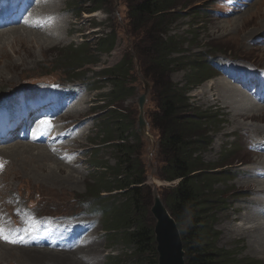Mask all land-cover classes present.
I'll list each match as a JSON object with an SVG mask.
<instances>
[{"label":"rangeland","instance_id":"obj_1","mask_svg":"<svg viewBox=\"0 0 264 264\" xmlns=\"http://www.w3.org/2000/svg\"><path fill=\"white\" fill-rule=\"evenodd\" d=\"M1 1L0 26H3V22L6 21L4 15H7V10L11 7L10 2ZM134 1L57 0L60 11L55 14L56 21L61 19L62 23L58 22L53 28L55 17L48 18L46 14L49 13V7L43 6V2L50 3V1L32 0L30 16L35 15L36 12L43 13L45 24L34 21L35 28L17 23L11 28L0 29V119L5 113H12L8 115L13 117L17 128L21 123L22 111L25 109L35 108L29 111L34 117L38 114L43 115L38 116L37 122L34 121V128L27 130L26 137L19 136L24 134L23 128L18 131V134L17 130H9L8 134L0 138V143L5 144L0 146V164L3 165L0 168V217L2 218L0 221L3 220L5 224L0 225L6 232L10 231L13 237H16L17 233H22L24 229L32 230L31 235H27L29 244L25 239L16 244L0 240V256H2L0 264H56L52 260L48 262L47 258L40 261L38 256L34 257L32 254L29 255L32 256L31 259L20 258L19 252H8L2 249L8 245L13 248H35L36 251L58 252L56 246L59 244L74 248L84 243L96 247L91 252L86 248L76 252V260L81 259L83 264H139L140 257L135 256L134 246L124 240L126 231L121 228L115 232L109 231L105 225V213L97 212L93 210V207L84 205L88 201L86 199L90 198L89 187L96 185L98 178H103L104 175V178L112 179L109 174L117 165L115 146L121 139L117 134L113 138H108L105 125H115L118 118H127V123L130 124L124 140L126 144L132 146L133 155L144 169L146 178L144 188L151 192L148 220L153 227L156 222L150 209L154 197L160 196L164 201L166 191L178 183H169L160 176L161 167L164 164L160 153L162 134L153 125V120L160 113L161 84L153 77L154 71L150 64L152 53L149 49V38L153 36L154 31L153 27L138 30L131 22L130 7ZM220 1L222 0H180L177 10L182 12L179 20L170 30L171 36L184 40V45L178 47L179 52H185L186 57L194 61L197 58L192 56L197 55L198 52L206 55L217 53L214 61L221 64H226L227 60L237 62L235 66L241 68L264 69V0H242L240 2L242 8L234 11V15L226 17L217 16L224 12L220 9ZM21 2L28 6L30 0ZM96 4L100 6L99 10L93 11ZM36 5L40 9L33 12ZM182 5L187 9H179ZM257 10L260 11V16L252 17L258 13ZM249 16L252 18L250 19ZM106 34H114V49L109 53L99 52L96 45L98 38ZM37 42H41L44 47H39ZM84 42L90 44V63L72 72L69 66L65 67L64 63L60 62V55L67 52L71 45L75 49L81 47ZM192 44H195L197 48H191ZM123 60H127V67L131 70L130 77L126 81V88L133 91L120 100L112 101L110 93L113 91V85L108 74L104 72ZM83 73L85 75H82ZM192 75L191 67L183 64L171 74L170 78L173 83L183 88ZM215 75L203 84L193 87L189 96H191V103L199 107L202 112H206L205 114L218 112L223 114L220 119L219 133H216L214 128L209 129L213 136V143L203 155L205 161L218 164L222 155V161L226 158L227 162H233L228 167L231 181L225 183L220 180L214 186L215 190L223 193L225 198L224 209L215 216L217 221L214 231L220 233L216 245L230 252L235 260H254L258 264H264V246L260 241L257 245L261 252H258L255 249L257 245L250 244L247 235L230 238L226 229L229 225H237L241 216L248 211H253L254 216L256 215L253 221L264 223V205L259 202L261 198L264 200V190L257 192L255 183L251 182L253 180L264 182L259 172H252L254 165H264V155L253 150V145L264 139V117L253 120L240 118L235 107L226 104L223 98L216 96L218 89L214 83L226 80L222 77L227 75L226 72H223L221 77ZM77 76L78 78H74ZM230 80H232L231 77ZM44 82L49 86L43 96L37 89V83ZM147 84L148 87H146ZM212 85L213 87H210ZM231 85L236 90L240 89L233 82ZM22 88L30 94L25 96L20 91ZM78 91L80 96L76 97ZM145 91L147 92L145 116L149 125L146 132L141 134L138 124V98ZM240 92L245 93L241 89ZM247 92L250 93V91ZM251 93L255 92L251 91ZM56 97H60V104L69 97L59 114L56 113L54 117L48 115L46 110L35 113L37 108H44L49 104V98ZM236 98L241 97L236 96ZM256 105L260 106L258 103ZM261 106L264 107V105ZM11 107H16L14 112ZM52 109L53 107H50L47 110ZM62 113L65 115L68 113L63 120L64 126L57 124L60 118H63V116L60 117ZM30 115L26 110L24 116L29 123L34 120ZM49 119L52 126H61L60 130L67 128L69 134L64 139H58L55 136V139H50L49 135L53 127L48 132H42V125L39 124ZM115 127L116 125L115 132H118ZM32 130H39V132L32 136L30 134ZM71 130L76 131L74 137ZM44 135L48 140L50 139L49 142L43 137ZM39 139L43 141H38ZM45 144L54 152V154L49 152L50 157L41 159L26 154L24 158H21L24 160H21L15 155L19 148L31 147L35 151L39 148L46 149ZM225 147L237 149L228 157V154L224 155L223 152ZM56 148L66 153V156L56 152ZM97 164L102 165L104 169L93 167ZM212 179H216L215 176ZM247 182L251 183L245 185ZM116 193L119 192L114 190L103 195L111 199L110 196ZM4 196L7 197L8 202L4 201ZM257 198H260L259 201H256ZM122 203L123 199H120L114 205L119 206ZM28 207L34 208V215L32 218H24L23 223L19 224L15 215H19L20 210ZM69 227L74 229L66 231L65 228L69 229ZM78 230L81 234H77ZM114 235L118 237L112 239ZM38 238L39 240H36ZM51 238L57 241L55 247L50 241ZM43 243L51 244L52 247L44 246ZM78 248L76 251L79 250ZM86 254H90V261L88 260L87 263L83 260ZM72 262L58 264H72Z\"/></svg>","mask_w":264,"mask_h":264},{"label":"trees","instance_id":"obj_2","mask_svg":"<svg viewBox=\"0 0 264 264\" xmlns=\"http://www.w3.org/2000/svg\"><path fill=\"white\" fill-rule=\"evenodd\" d=\"M179 5L180 0H135L130 7L131 22L137 29L142 31L153 27L154 31L153 36L149 38V49L152 53L150 64L154 71L153 77L161 84L160 113L153 120V125L162 134L160 153L164 164L160 176L169 183L178 182L166 191L163 202L180 229L187 264H258L254 260H235L230 252L216 245L220 233L214 231L217 221L215 216L224 209L225 198L214 186L220 180L225 183L231 181L228 167L233 162H227L226 158L222 161V155L218 164L205 161L203 155L213 143L209 129L214 128L213 130L219 133L223 114H205L206 112L191 103L189 93L193 87L214 76L212 67L217 53L206 55L198 52L192 56L197 58L194 61L186 57L185 52H179L178 47L184 45V40L170 35L172 26L179 20L182 12L177 10ZM99 7L97 5L92 10L97 11ZM179 9L187 8L182 5ZM96 45L99 52H111L115 45L114 34L99 37ZM89 46L88 42L75 49L71 45L67 52L60 55V62L64 63L65 67L69 66L70 68H67L72 72L82 68L84 64L90 63ZM191 48L197 46L192 44ZM183 64L191 67L193 75L182 88L173 83L170 77ZM127 65V60H123L104 72L108 74L113 85V91L110 93L112 101L120 100L133 91L126 88V81L131 74ZM115 125L118 132L114 130ZM115 125H105L108 138L117 134L121 139L115 146L117 165L109 174L112 179L104 178V175L103 178H98V183L89 187L90 198L86 199L88 201L84 205L105 213V225L109 231L115 232L120 228L126 231L124 240L134 246L135 256L140 257L139 264H158L154 227L148 220L151 192L144 188V169L133 155L132 146L124 140V135L130 128L127 118H118ZM92 143L96 145L94 141ZM236 149L225 147L224 155L228 154L229 157ZM93 167L104 169L100 164ZM213 176L216 179H212ZM114 190L119 193L110 196L111 199L104 197L103 193H111ZM120 199H123V203L115 206L114 203ZM117 237L114 235L112 239Z\"/></svg>","mask_w":264,"mask_h":264},{"label":"bare ground","instance_id":"obj_3","mask_svg":"<svg viewBox=\"0 0 264 264\" xmlns=\"http://www.w3.org/2000/svg\"><path fill=\"white\" fill-rule=\"evenodd\" d=\"M35 1V0H33ZM44 0H39V2H43ZM50 3H47V2H43V6H46L47 8L49 7V13L46 14V16L49 18L51 16H54L55 19H54V22H53V28L54 26L58 23V22H61L62 23V20L61 19H58V21H56V16L55 14L57 12L60 11V5L58 4L57 0H49ZM263 3V2H262ZM18 3H16L10 10H7V15H4L6 17V21L3 22L4 25L3 26H0V29H7V28H11L12 26H14L15 24L17 23H20L21 24H24L28 27H31V28H35V24L34 21H37V23L39 24H45L43 23V20H44V14L43 13H40V12H36V14L33 16H30L29 14V11H30V7L31 5L33 4L32 0H30L28 6H26L25 4V9H24V12L23 14L21 15V17L15 22L13 23L11 21V18H12V15L15 13V11L17 10L18 8ZM42 8V7H41ZM46 8V9H47ZM264 8V7H263ZM40 9L39 6H35V9L33 12H35L36 10L38 11ZM259 9V8H257ZM258 13L255 14L254 16L252 17H258L260 11L257 10ZM256 11V12H257ZM254 12V11H253ZM249 15V14H248ZM260 16V15H259ZM251 17V18H252ZM246 18V17H245ZM250 18V16H249ZM250 18V19H251ZM261 18V17H260ZM39 19H42L41 21H39ZM243 19V18H242ZM246 20V19H245ZM26 21V22H24ZM52 21V20H51ZM243 21V20H242ZM32 22V23H30ZM262 22V20H261ZM260 22V23H261ZM263 23V22H262ZM2 24V23H1ZM47 24V23H46ZM261 26V25H259ZM4 27V28H3ZM38 46H42V48L44 47L42 45L41 42H37ZM35 45V44H33ZM240 66H235L234 68H239ZM227 75H223L222 77H224L226 80H221L219 82H216L214 83V86L217 87L218 89V92L216 94V96H218L219 98H223L225 100V103L230 105V106H233L237 109L238 113L240 114V118L244 119V120H253L255 118H258V119H261L262 117H264V107L261 106V105H264V99H255L253 97V94L250 92H247V84H244L241 82V76L240 75H235L233 76L231 74L230 71H227L226 72ZM232 80H230V77ZM233 82V84L239 86V88L244 91L245 93L243 92H240V89L239 90H236V88L231 85V83ZM213 83V82H212ZM210 87H213L210 86ZM255 91H253L254 93ZM248 94V95H247ZM236 96H240L241 98L237 99ZM253 99V100H252ZM258 103V105L260 106H257L256 102ZM254 101V102H253ZM256 103V104H255ZM61 112V110L57 111V114H59ZM68 115V113H66ZM67 115L65 114H60V117L63 116V118L61 119L60 118V121L59 123L57 124H60L61 126H64L65 125V118L67 117ZM38 116H43L42 114H38ZM54 120V119H53ZM64 122H62V121ZM50 121V119L48 120ZM41 125V123H39ZM57 127V126H52V130L50 131L51 132V135L50 136V139L51 138H54L57 137L58 139H64L65 136L67 134H69V131L66 129H62L60 130L59 128L61 127ZM12 130V129H11ZM258 130V129H257ZM257 130H254V131H257ZM74 133H76V131L74 130H71V134L73 135L72 137H74ZM43 135V134H42ZM46 136H47V133H46ZM46 136L44 135L43 137L46 138ZM26 137V136H25ZM70 137V139L72 138ZM15 139V138H14ZM49 139V140H50ZM55 139V138H54ZM74 139V138H73ZM13 140V139H12ZM11 140V141H12ZM46 140L49 142V140L46 138ZM46 140L44 141V143L46 142ZM72 140V139H71ZM38 141H43V139H39ZM51 143V142H50ZM48 144V143H47ZM46 149L42 148V149H36L35 151L31 149V147H22V148H19L17 150V153H15V155L19 156V158H24V156L26 154H29V155H32V156H35L37 158H41V159H44L45 157H50L51 154H54L53 150L50 149L46 144L44 145ZM63 148V147H62ZM252 148V147H251ZM65 150V149H64ZM253 150L256 152V153H259V154H262L264 155V142L260 141V142H257L253 145ZM56 152H60V149L59 148H56L55 149ZM50 152V153H49ZM259 156V155H258ZM261 156V155H260ZM262 157V156H261ZM260 157V158H261ZM21 160H24V159H21ZM252 172H259V176L261 179H264V165H254L253 168H252ZM251 182H254L255 185H256V188H257V192H262L264 190V182L263 181H256V180H253ZM251 182H247L245 183V185H248L249 183ZM261 195V194H260ZM260 198H257L256 201H259ZM260 203H263L264 205V200L263 198L260 199L259 201ZM262 206V205H261ZM261 208V207H260ZM263 209V208H262ZM251 211V210H250ZM260 214H261V210L258 211ZM256 216V215H255ZM255 216H254V212H246L245 214H243L241 216V220L240 222L237 224V225H229L226 227L227 231H228V237L230 238H233V237H242L244 235H247L250 239V244H252L253 246L257 245V242H261L262 245L264 246V223H257L253 220H255ZM1 218V217H0ZM258 218V217H256ZM2 219V218H1ZM252 221H253V224H252ZM6 222V221H5ZM0 224H5L3 222V220L0 221ZM8 227V225H7ZM45 227V226H44ZM11 229V228H10ZM13 230V229H11ZM15 232H17V230H13ZM259 232V233H256V232ZM46 233V232H45ZM46 236V235H45ZM53 236V235H51ZM41 237V236H40ZM48 238V236H46ZM89 238V237H88ZM24 239L26 240V242L28 243V236H24ZM32 239V238H31ZM41 239V238H40ZM87 239V238H86ZM36 240H39L36 239ZM35 240V241H36ZM89 240V239H88ZM87 240V241H88ZM34 241V242H35ZM50 241L53 242L54 244V247L57 245V241H55V238H51ZM80 242V241H79ZM33 243V242H32ZM29 244V243H28ZM44 246L46 245H49L52 247L51 244H45L43 243ZM83 245V246H82ZM4 246V245H2ZM10 246V245H8ZM3 247L2 249L4 250H7L8 252H19V257L20 258H28V259H31L32 256H38L39 260L42 261V259H45L47 258V260H49L48 262H50V260H52L53 263H65V262H68V261H73L72 264H83L81 259H78L76 260V252H79V251H82L84 250L85 248L87 250H91L94 249L96 246H90L89 244L87 243H84V244H78L76 247L74 248H70V247H67L65 244H59L56 246L58 252H53V251H47V250H38L36 251L35 248H13V247ZM74 246V244H73ZM82 246V247H81ZM48 247V246H47ZM80 247V248H78ZM91 247V248H90ZM79 249L78 251H76V249ZM255 249L258 251V252H261L260 248L257 246H255ZM102 251V250H101ZM8 254V253H7ZM30 254H32V256H29ZM257 254V253H256ZM9 255V254H8ZM29 256V257H28ZM2 257V256H0ZM6 257V256H5ZM90 257V254H86L83 256V260L85 263H87V261Z\"/></svg>","mask_w":264,"mask_h":264},{"label":"water","instance_id":"obj_4","mask_svg":"<svg viewBox=\"0 0 264 264\" xmlns=\"http://www.w3.org/2000/svg\"><path fill=\"white\" fill-rule=\"evenodd\" d=\"M146 87H148V84ZM146 98V91L138 98V124L141 134L146 132L149 125L145 116ZM150 212L156 222L154 234L157 244L158 264H187L180 229L160 196L154 197Z\"/></svg>","mask_w":264,"mask_h":264},{"label":"snow or ice","instance_id":"obj_5","mask_svg":"<svg viewBox=\"0 0 264 264\" xmlns=\"http://www.w3.org/2000/svg\"><path fill=\"white\" fill-rule=\"evenodd\" d=\"M41 125H42V132H48L52 128L50 121H42ZM2 167L3 165L0 164V168ZM31 231H32L31 229H24L22 233H17L16 237H13L10 231L6 232L5 228L2 225H0V240H4L5 242L13 243V244L21 243L23 242L24 236L31 235Z\"/></svg>","mask_w":264,"mask_h":264}]
</instances>
